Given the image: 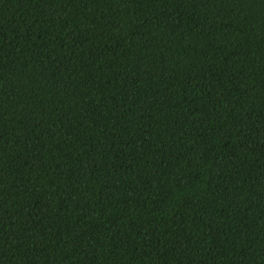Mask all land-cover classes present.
Segmentation results:
<instances>
[{
    "label": "trees",
    "instance_id": "1",
    "mask_svg": "<svg viewBox=\"0 0 264 264\" xmlns=\"http://www.w3.org/2000/svg\"><path fill=\"white\" fill-rule=\"evenodd\" d=\"M0 264H264V0H0Z\"/></svg>",
    "mask_w": 264,
    "mask_h": 264
}]
</instances>
